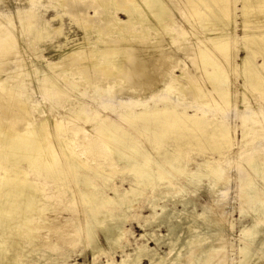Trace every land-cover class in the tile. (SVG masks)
Here are the masks:
<instances>
[{"label": "bare ground", "instance_id": "6f19581e", "mask_svg": "<svg viewBox=\"0 0 264 264\" xmlns=\"http://www.w3.org/2000/svg\"><path fill=\"white\" fill-rule=\"evenodd\" d=\"M31 1L35 7L19 11L16 18L0 11V264H30L31 261L47 264V259L55 260L53 252L58 244L49 245L52 249L47 250L44 245L49 243L44 242L43 246L40 243L49 239V233L58 230L53 226L61 217L49 212L54 209L72 212L78 227L82 228L81 233L88 239L94 260L106 251L114 254L119 249L124 250V223L139 198L145 190H156L167 176L173 178L174 174L184 176L185 190L151 195L148 205L154 219L150 223L145 221L142 243L136 245L130 255L122 251L124 256L119 264H143L144 260L150 264H171L172 261L177 264L187 255H190L191 260L186 257L190 264H215L217 243L225 229L223 220L219 221L221 218L218 220L217 214L214 216L216 211L212 205L198 214L188 195H178L196 188L204 178L209 181L210 194L217 185L229 183L223 176L222 161L225 151L235 147L233 131L225 118L220 121L203 110L215 107L224 111L229 107L233 90L229 86L227 66L239 70L244 90L251 89L264 96V0H241L239 17L243 32L237 36L232 0H175L179 7H187L185 13L189 17L198 14V8L205 5L208 10L205 28L216 31L206 40L204 37L195 52L197 55L194 54L197 58H192L201 69L202 81L196 70L183 69L176 76L172 69L177 65L168 67L162 63L168 59L163 53L165 35L172 41L176 36H185L184 30L176 31V35L172 33L173 20L164 0H94L100 8L104 6V12L95 9L93 15L88 14L89 10L85 15L69 13L82 32L77 42L65 35L64 27H52L44 19V13L39 12L38 0ZM55 1L61 8L65 6L66 0ZM118 11L126 14V21L118 17ZM210 13L212 17L208 18ZM192 28L196 29L193 25ZM61 35L65 41L55 45L57 60L41 61L42 52L36 47ZM243 38L240 44L246 55L238 62L232 61V41L238 43ZM186 49L190 51L188 46ZM26 57L34 58L31 66ZM258 57L263 60L261 64L257 62ZM9 62H13L14 69L7 66ZM164 77L170 78L165 85L167 94L180 89L175 94L177 101L167 96L157 99L153 107L144 101L128 100L121 106L111 101L104 104L101 113L95 108L88 112L81 97L70 92L80 91L78 88L83 86L102 90L109 87L116 89L114 92L123 93L128 89L139 95L145 89L153 90L157 81ZM34 79L49 96L71 98V101L77 98L75 103L59 104L49 112L43 111L42 119H35L38 116L27 106L33 94L31 83ZM62 80L65 82L61 83ZM251 96L257 99L256 94ZM184 98L194 101V105L180 108L179 103ZM58 111L60 116L56 114ZM81 121L90 127L85 129ZM256 121L257 118H252L243 122L242 139L247 137L249 126ZM143 142L149 143L150 149L141 147ZM192 149L218 157L205 159L191 171L183 166V158ZM254 154L257 155L252 153L246 164L256 159ZM258 164L264 165V157L257 166L250 165V168L255 169ZM119 173L127 175L121 181L128 183V189L95 181L96 178L111 180ZM253 181L249 177L245 184L252 185ZM168 183L171 184L170 180ZM260 183L262 185V181ZM107 190L113 196H109ZM261 192L257 190L254 199ZM76 198L82 202V211L74 202ZM257 210L264 211V201L253 209ZM69 221L72 220H66ZM45 227L48 228L47 236L42 238L37 233ZM162 227H166V234L156 231ZM197 230L201 233L196 234ZM258 234L256 223L251 231L243 234L246 238L241 249L244 264L252 260L247 239H255ZM150 242L155 247H150ZM191 245L194 250L184 254L183 250ZM164 247L169 251L162 256L160 251ZM106 264H110L109 260Z\"/></svg>", "mask_w": 264, "mask_h": 264}, {"label": "rangeland", "instance_id": "374dc122", "mask_svg": "<svg viewBox=\"0 0 264 264\" xmlns=\"http://www.w3.org/2000/svg\"><path fill=\"white\" fill-rule=\"evenodd\" d=\"M15 1L17 3H15ZM27 1L28 2H26V0H22V2L21 0H10V1L1 0L0 6H2V8L0 7V11L8 12L11 16H13V18H16V15L19 11H26V10H29L35 7L34 5L35 3H33L34 1H31V0H27ZM164 1H166V3L168 4L167 6H168L169 14H170V19L171 21L173 20L171 24L173 28L172 27L170 28L172 30V33L176 35L178 33L176 31L184 30L185 36L184 38H180L176 36V40L172 41L169 35H165V40H164L165 44L163 43V46H164L163 53H166L165 56L168 59H165L162 63L165 62L166 64H163V65L168 66V67L171 65H177V67L175 66V68L172 69L173 75H176V76L180 75L183 69H185V71L196 70L195 73H197V75L200 76V80H201V77L203 76L202 74H201L202 76L200 75L201 69L197 67L198 63L196 61L194 63L193 61L194 59L192 58L195 57L194 56L195 52L198 51V49L201 47L202 43L204 42L202 41L204 37H205L204 40H206L208 37H211L214 33H216V31L212 29L205 28V22H206L205 14H207L208 10L206 9V6L203 5L198 8V10L200 11L198 12V14H196L193 17H189L185 13L186 12L185 10L187 8V7L185 8V5L183 9L182 6L179 7L178 4H176L175 0H173L174 2L172 0H164ZM36 2H38L39 12L44 13V19L48 21L50 25L54 28H57L60 26L62 28L64 27L63 28L64 30L63 29L62 30L65 33V35L70 40H73L76 42L82 38V32L79 29L78 23L72 20L71 18L73 17L71 16L72 13L73 14L78 13V15L79 14L82 15L83 13V15H85L84 13H87V11L89 10L88 14L93 15L94 14L93 10L95 9L99 10V13L104 12L105 10L104 6L100 8L99 3L94 2V0H73V2L71 0H66L65 6H63L62 8L58 6L59 4H57L55 0L53 1L45 0V2L44 0H38ZM3 3L5 6L3 5ZM25 3L26 4L28 3L29 6H27ZM30 3L32 6L30 5ZM232 4L234 5L232 6L233 13L235 12L233 15L234 16L233 20L237 22L235 26V35L237 36V35H241L243 32L242 18L239 17V14H240L239 9L242 8L243 3L241 0H232ZM232 4H230V6ZM22 6H24L23 8L25 9H22ZM66 11H67V14H64ZM69 13L71 15H69ZM117 14H118V17L122 21L127 20V16L123 11H118ZM57 15H58V18H57ZM211 15L212 13L208 14V18L212 17ZM192 25L195 26L196 29L192 28ZM173 29H175L174 32H173ZM258 32L260 33L261 31H258ZM63 40L65 41V38L64 36L61 35V37L60 36L56 38L52 37L40 43L36 47V49L42 52L41 61L44 60L48 62L50 61L55 62L58 58V55H57L58 50L55 47V45L58 44V42L59 43L63 42ZM200 41H201V44L199 45ZM242 41H244V38L243 40L241 39L238 40V43L236 40L232 41V44H233L232 53L230 54V58L233 59L232 61L235 60L236 62H238L240 57H243L246 55V51L243 49L244 46L241 45ZM187 46H188V49H190V51H187L186 49ZM181 47L183 50L181 49ZM195 55H197V53ZM195 58H197V56ZM25 59L28 63L31 62L29 64L31 66L34 61V58L32 59V57L31 58L26 57ZM262 61H263L262 58L258 57L257 62L261 64ZM7 66L9 68H11L12 66V69L15 68V65L13 64V62H9ZM39 67L43 69L41 64ZM196 68H199V69H196ZM227 68H229L228 72L230 75L229 76L230 77L229 86H231V90H233L229 97V101H230L229 107L225 108L224 111L220 109L217 110V108L215 107L214 108L209 107L207 108V110L204 109L203 112L205 111L209 113V117H212V115L214 114L216 118L220 121H222L225 118L224 120L228 124L229 128L233 131V135L235 138V141H234L235 147L233 146L231 150L228 149L225 151L226 157L222 161V166L224 167L223 176L227 178L229 183L227 185L223 183H221L220 185H217L213 193L210 194V189L208 186L209 181L207 178H204L203 181L196 188H193L189 192L187 191L186 194L180 192L178 196L184 197L185 195H188L189 199L195 203L198 214L206 210V208L209 207V205H212V207L214 208L213 211L214 210L216 211L215 214L213 213L214 216L217 214L218 218L217 217L216 218L218 220L221 218L219 221L223 220L222 222L225 224V229L223 230L221 240L217 243V249H218L217 251L219 255L218 253L216 254L217 257L215 260V264H226V263L227 264H244L243 263L244 260L242 258L243 254H241V249H242V245L245 244L246 238L244 239L243 234L246 231H251L255 223L257 224L259 228V234L255 237V239L254 238L249 239V240L247 239V242L250 245V256L252 258L251 262L248 264H264V222H263L264 211L263 210L253 211V209L257 208L259 202L264 201V190H263L264 189V186H263L264 185L263 184L264 183V165L258 164V167H256L257 166L256 164L259 163L260 160H262V158L264 157V126H263L264 125V96L261 93L255 92L251 89L244 90L243 79L241 75L239 74L240 73L239 70L230 68L228 66ZM169 79L168 77L160 78L157 81L158 84L156 83L153 90L149 91L145 89L139 95H138V92H135L133 90H128V89L123 91V93L120 91L114 92L116 89L111 90V88L109 87H107V89L105 90H102L100 87L93 89L90 87L84 88L83 86L81 88H78L80 91L75 92V89H74L73 91L71 90L70 92L75 97H81L83 104L86 106L85 109L88 112H91V110L95 108L98 112L101 113L104 108L103 107L104 104L109 103L111 101H114L115 104H117V106H121L123 103L128 102V100L129 102H137V103H142L144 101V102H148V105L153 107L157 99H162L167 96H172L173 101H177L175 94L180 89H178L175 92L172 91L169 94H167L165 91V85ZM64 82H65L64 80L61 81V83H64ZM163 82L165 83L163 84ZM31 85L33 88V91H32L33 94L31 95V99H29L30 102H28L27 106L28 108L31 107L30 109L33 110L32 112H35L36 117L38 116V118H35L37 120L42 119L40 117L43 115L42 113L43 111L49 112L50 109H54L59 104H69V105L74 104L75 100L77 99V98H74L71 101V98L60 99L58 96H55V97L49 96L48 94L44 92L43 88L40 89V86L37 84L35 79L31 83ZM243 92H246V94H242ZM253 92H255L257 99L255 97L252 98L251 95L255 96ZM193 102L194 101H191L188 98H184L183 102L179 103V105H181L180 108H183L182 106H185V105H194ZM159 106L161 105L159 104ZM140 109L141 108H139V110ZM193 111H194L193 109L189 110L190 113H193ZM105 112L106 111H104V113ZM201 112L202 111H200V113ZM63 113L65 114V112ZM56 114L59 115L60 111H58ZM252 118H257V121L249 126L250 128L248 130L247 137L245 139H242V136H241L242 130H244L243 122L249 119L252 120ZM80 124H82L85 129H88L90 127L89 124L85 123L84 121H81ZM72 125H74V123H70V126ZM249 142H252L253 144L250 145ZM141 147L150 149V145L147 142H143ZM254 152H256L257 154V155L255 154L253 155L254 159L255 158L256 159L253 160L251 164H246L247 160L250 158V155ZM216 157L218 156L210 152H207L205 155H203L195 149L188 150V155L185 158H183V166L186 169L189 168V170L195 171L196 164L203 163L205 159H210V160L217 159ZM184 161H187V162L184 163ZM250 165L252 166L256 165L255 169H252V167L250 168ZM126 176L127 175L119 173L111 180H109V178L108 179L96 178L95 181L99 180L104 183H107V185L116 184L117 186L121 187V189L123 190V189L129 188V185L127 182L121 181ZM172 177L173 178L167 176L168 179L165 182H161L160 186H158L156 190H152V188H149L145 190L144 195L139 198L138 202L136 203L134 207V210L130 212V215L128 216L127 220L124 223L125 236L122 240V247L124 250L119 249L114 254H112V252L106 251V253L101 254L95 260L93 259L90 247L87 244L88 239L86 240V237L83 235V233H81L83 232L81 231L82 228L80 229V227H78L79 224L76 221V219L73 218L74 216L72 212H69V211L62 212L58 209L49 211L52 216L60 215L61 218L55 221L54 226H53V228L55 227L58 230L55 232L49 233L48 240L45 239V241L44 240L40 241L42 246L44 245V242L49 243V244L44 245L47 250H50V248L52 249V247L51 246L49 247V245H52L55 243L58 244V247L53 252V256L55 257V260L51 261L50 259H47L46 261L47 264H76V263L106 264L108 260L110 264H119L122 260V257L124 256V253H121L122 251L125 252V255H130L133 253L135 246L140 245L142 243L140 239H141V235L144 234L146 230V228H144L145 221L150 223V221L154 219L153 212L149 208V205H148V200H150L151 195L154 192L159 195L162 193L166 195V194H173L179 190H185L186 179L184 178V176H181L179 174H174ZM249 177L255 180L253 181L252 185L245 184V182L247 181ZM169 180L171 184L168 183ZM261 181H262V185L260 183ZM179 187H183V188H179ZM257 190L259 191L261 190L262 192H261V195H259L256 199H254L255 198L254 195ZM107 191H108L107 194L109 196H113L111 192H109V190ZM214 192H216L215 195H214ZM214 197H216L217 200ZM244 198L246 200H244ZM76 199L78 200L76 201ZM76 199H74V202L76 204H79L81 208L82 202L80 201L79 198H76ZM251 199H254V200L250 202ZM214 200L219 202L220 204L215 202ZM214 203L217 205H215ZM159 204L163 205L162 201H159ZM79 205L77 206L79 207ZM78 207H77V214H78V217H80V214H79L80 212H78L79 211ZM82 209L83 208H81V211ZM244 209L247 211H245ZM217 211H220V212L217 213ZM67 219L68 220L70 219L72 221L71 222L69 221L70 223H68L66 222ZM47 231H48V228L45 227L44 229L40 230V232H38L37 234L43 238L44 236H47ZM156 231H158L159 234H166V227H162L161 229L156 228ZM200 233H201L200 230H199V233H198V230L196 231V234H200ZM149 245L150 247H155V244H153L152 242H150ZM193 246L194 245H191L189 249L187 248L184 249L183 250L184 254L188 250L190 251L192 248H194ZM105 248H107L106 245H105ZM46 249L44 251L42 250L41 252L45 253ZM168 251H169L168 247H164L163 249H161L160 253L163 256L164 253ZM189 256L190 255H187L185 257L183 256L180 263H177V264H186V263L190 264L191 259L189 258ZM186 257L189 258L190 260L187 259ZM218 261L220 262L218 263ZM30 264H35V262L31 261ZM143 264H150V262L148 260H144ZM171 264H175V262L172 261Z\"/></svg>", "mask_w": 264, "mask_h": 264}]
</instances>
